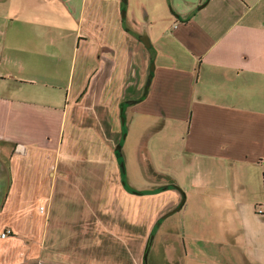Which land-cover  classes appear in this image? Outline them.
<instances>
[{"label":"crops","instance_id":"0c3cea01","mask_svg":"<svg viewBox=\"0 0 264 264\" xmlns=\"http://www.w3.org/2000/svg\"><path fill=\"white\" fill-rule=\"evenodd\" d=\"M181 197L178 264H264V0H0V264H86Z\"/></svg>","mask_w":264,"mask_h":264},{"label":"rangeland","instance_id":"374dc122","mask_svg":"<svg viewBox=\"0 0 264 264\" xmlns=\"http://www.w3.org/2000/svg\"><path fill=\"white\" fill-rule=\"evenodd\" d=\"M127 128H128L127 125H125L124 129L127 130ZM125 132L126 131H124V133ZM130 139L131 137L129 136L126 141L130 142ZM119 145L122 146V143ZM136 146L137 145L131 144V142L130 145L128 144L127 150L126 147L124 146V150H126L125 151L126 157L124 158L125 159L127 158L126 159L127 165L126 163L125 165L126 166L134 165L135 167V170H132L133 169L132 167L128 168V170L132 172L131 175L134 177L132 179L134 181L133 182L134 186H136L138 189L142 188L143 190H146L152 188L151 186L155 187L156 185H159L162 182L161 180L155 179L154 177L150 179L149 178L146 179V178L147 176L148 177L151 176L150 168L153 169L154 171L158 170L159 172L165 173L167 167H170V169H173L175 167L172 164L170 165L166 163L168 161V153L166 152L163 154V159H157V163H156L157 165H155L149 157L146 158L143 154L134 155L136 149H139V147ZM142 149L147 150L146 143L144 144V148ZM164 173H157V174H162L167 176V174ZM166 194H167L166 196L159 198L158 200H161L164 203V201L170 196L168 191H166ZM103 199L105 206L107 205V200L105 198ZM181 199L183 198L181 197ZM150 202H147V205L143 204L145 202L141 204L142 209H146V211H149L147 215H149V213L151 212L154 213L157 212L159 214L160 210L164 208L165 203L157 204V199L151 202L153 203V205H151ZM160 205H162L161 208ZM83 207L84 209L94 208L91 207L90 204L84 205ZM96 207L98 209L103 208L102 203L97 202ZM167 211L157 215L155 222L154 221L153 222L156 223L160 218V216L166 213ZM181 214H182L181 210L178 209L176 212L166 216L165 218L161 220L159 219L160 224L156 227H154L155 225L154 226L152 225L150 228H147L145 227V225H141V227L137 229V233L133 235L126 234L124 231H122V229H119L118 227H120L121 225L118 224L115 217L113 216V218H111L113 220V222H111V225L108 224V226H105V231L108 232L107 235L110 237L111 241H107L106 238L102 236L101 241L92 243L90 247V258L88 260V263L86 262V264H97V260L93 261L91 258L98 259L108 264H142L145 244L147 242L150 233H153L154 240H153V244H151L147 263L148 264H178L179 261H181L180 250H179L181 236L178 234V232L183 233L182 231L183 224L180 221ZM146 220H148L149 222V219L146 218ZM151 229H153V231ZM113 237H115L114 240L112 239ZM107 243L109 244L110 249L105 248L108 245ZM105 263H101V264H105ZM39 264H61V263H59L58 261H45V262L40 261Z\"/></svg>","mask_w":264,"mask_h":264},{"label":"water","instance_id":"95a60500","mask_svg":"<svg viewBox=\"0 0 264 264\" xmlns=\"http://www.w3.org/2000/svg\"><path fill=\"white\" fill-rule=\"evenodd\" d=\"M140 39H141V41L143 42V44H144L145 46L148 45V44H147L148 41H147V39L145 38L144 35H141V36H140ZM117 149H119V146L117 147ZM181 204H182V199L180 200V202L178 203V205H177L175 208H173V209L170 210V211L168 210L166 213L162 214V215L160 216L159 219L161 220V219L165 218L166 216H168V215L174 213L176 210L179 209V207L181 206ZM159 219H158V221L155 223L156 226H158V225L160 224ZM153 240H154V235H153V233H150L149 236H148L147 242H146V244H145V248H144V252H143V260H142V264H148V263H147V260H148V257H149V252H150L151 244H153Z\"/></svg>","mask_w":264,"mask_h":264},{"label":"built area","instance_id":"2783aa9c","mask_svg":"<svg viewBox=\"0 0 264 264\" xmlns=\"http://www.w3.org/2000/svg\"><path fill=\"white\" fill-rule=\"evenodd\" d=\"M39 208H40V210H42V209H43V206H40ZM257 212H258V213H261L262 210L258 208V209H257ZM10 233H11V229H10L9 227H6V228H4L3 231L0 233V238H5V237H7Z\"/></svg>","mask_w":264,"mask_h":264},{"label":"trees","instance_id":"16d2710c","mask_svg":"<svg viewBox=\"0 0 264 264\" xmlns=\"http://www.w3.org/2000/svg\"><path fill=\"white\" fill-rule=\"evenodd\" d=\"M167 188H171V185L168 183V184H163V185H160L159 187H158V190L160 191V190H163V189H167ZM139 194H142V192H138ZM154 227H156V225L154 226ZM153 229H155V228H153ZM153 229H151L152 231H153Z\"/></svg>","mask_w":264,"mask_h":264}]
</instances>
